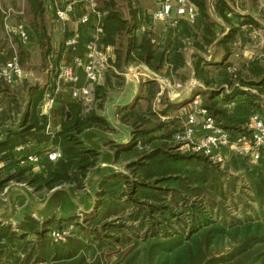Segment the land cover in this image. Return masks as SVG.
<instances>
[{"label": "trees", "instance_id": "1", "mask_svg": "<svg viewBox=\"0 0 264 264\" xmlns=\"http://www.w3.org/2000/svg\"><path fill=\"white\" fill-rule=\"evenodd\" d=\"M28 1L32 18L46 10L42 0ZM189 1L197 8L195 21L192 25L179 21L175 28L167 30L169 34H165L167 39L161 45L162 37L155 32H138L141 21L137 24L135 14L132 20L126 19L114 0H103L98 8L104 13L99 47H113L115 37L121 36L124 63L141 64L156 73L166 69V76L170 77L186 68L185 41L190 42L194 49L192 73L197 82L210 87L215 83L212 75L220 76L218 88L195 96L202 95V106L230 140L236 141L248 133L251 117L263 111L264 59L252 58L244 67L246 74L238 77L236 84L240 85L234 87L230 75L221 68L231 55L238 29L230 27L219 38L217 32L221 29L207 0ZM231 1L213 0V16L228 23L230 13L241 19V25L251 24L248 17L232 11ZM48 8L54 15L51 2ZM72 30L73 27L69 31L64 29L56 64L61 61L64 42ZM45 33L43 26L42 48L47 46ZM214 42L216 51L222 52L221 61L207 63L203 54ZM49 50L47 47V56ZM58 74L59 70L57 78ZM111 77L119 79L111 70L103 84L95 87V106L88 114L82 113L78 102H66L61 109L68 115L63 114L60 130L49 135L45 133L48 119L39 111L45 89L27 88V104L18 130L9 131L0 142V163L4 164L0 168V191L10 182L25 184L34 192H49L62 185L83 190L100 153L88 148L81 136L87 130H113L102 115ZM185 79L181 81L184 83ZM142 85V93L133 103L115 109L117 122L131 135L130 142L105 143L113 154L114 165L124 161L125 172H110L99 179L94 210L80 220L53 218L40 224L25 215L15 227L0 224V264H264L263 149L256 163L233 154L223 167L202 156L181 154L170 142L175 129H166L169 121L161 118L192 99L180 104L163 99L156 112V84L145 81ZM223 85L228 86L229 93H225ZM230 104L232 108L227 107ZM27 144L58 148L61 157L56 162L44 158L41 171L34 174L31 168L19 165L23 156L15 153L17 146ZM240 182L249 184L253 197L242 189ZM69 224L74 230L64 242L50 239L51 231Z\"/></svg>", "mask_w": 264, "mask_h": 264}, {"label": "built area", "instance_id": "2", "mask_svg": "<svg viewBox=\"0 0 264 264\" xmlns=\"http://www.w3.org/2000/svg\"><path fill=\"white\" fill-rule=\"evenodd\" d=\"M50 2L57 21L71 24L73 30L72 35L64 42L65 51L61 59L56 88L53 92L44 94L39 106L40 114L48 119L47 129L53 125L59 128L55 119L61 109L56 108L55 104L61 95L64 97V103L78 102L83 114L91 112L95 106V87L99 85L103 74L111 69L110 47H99L100 37L103 34L101 19L104 13L98 10L96 1L50 0ZM153 5L149 25L139 26V33L153 31L155 24L162 25L166 30L175 28L179 21L191 24L197 16V8L189 0H153ZM209 9L212 12V7ZM18 13L13 9L3 12L2 28L8 40L16 39L26 45L33 41V34L23 23L14 21V15ZM211 15L213 16L212 13ZM261 33V30L253 29L251 37L255 38ZM214 44L215 42L207 48V53L203 56L205 62L213 61ZM190 51L193 53V49ZM242 56L250 59L251 50L243 48ZM222 69L233 77L238 73L237 69L227 62L224 63ZM140 75L159 84L157 97L166 93L171 101L179 99L185 90L190 91L194 85L203 88L198 82L192 81L184 87L177 85L178 91L174 92L170 91L171 86L167 80L159 77L157 73L142 69ZM23 79L24 74L16 55L0 67V80L9 87L17 85ZM234 87H238V84L235 83ZM223 88L226 89V93H229L226 86ZM156 101L158 102V99ZM188 106V110L183 113L180 125L170 139L178 152L202 156L220 165L227 162L233 154L249 155L254 160L258 159L259 150L264 149V107L262 112L251 117L247 127L248 133L240 136L236 141H231L229 135L202 106L199 96H194ZM227 107L232 108L233 104ZM137 147L141 149L139 143ZM15 151L23 153L22 160L25 163L38 164L39 158L33 144L19 145ZM46 157L49 161L55 162L61 157V152L60 150L47 151ZM72 229L73 226L53 230L49 237L55 243L64 242L70 236Z\"/></svg>", "mask_w": 264, "mask_h": 264}, {"label": "rangeland", "instance_id": "3", "mask_svg": "<svg viewBox=\"0 0 264 264\" xmlns=\"http://www.w3.org/2000/svg\"><path fill=\"white\" fill-rule=\"evenodd\" d=\"M95 1L97 3L98 8H101L103 5V0H95ZM114 1L117 4V8H119L122 11L123 16L126 19L132 20L131 16L135 14L136 20H138L137 24L141 21L139 26H142L144 24L149 25L148 24L149 16L154 9L153 0H128V2H126L125 0H114ZM212 1L213 0H207V4H208L209 8L212 7ZM235 2H236V0H232L231 2H229V6L234 7V10H232V11L235 14H237L238 16H242L241 15L242 5H241V7L239 6V8L236 9L235 8V6H236ZM29 8H30V3L28 0H0V20H2L3 12H5L8 9H13L16 12H19L18 15H14V21L23 23L27 28H29V30H31L32 33L34 32L36 35V39H35V36H33L32 42H30L26 45H23L20 42H18L16 39L8 40L6 38L3 30H2V24H0V67L4 63H6L8 60H10L14 55H16L18 63H19V65L23 71V74H24V79L21 82L17 83V85H15L13 87H9L2 80H0V89H1V92H0V142L5 140L9 131L18 130L20 120L22 117V113L24 112V110L26 108V104H27L26 101L28 99V96H27V88L28 87L39 86L40 88H44L45 89L44 94L46 92L51 93V91L56 88V84H57L56 73L58 72V70L61 66V61L59 62V64H56V57L55 56H56V53L58 52L59 45L62 44L64 41V38H63L65 35L64 29L66 27L69 28V30L72 29V26H70V25H66V27H65V26H62L59 22H57L54 15L49 13L50 10H44V12H43V14H41V16H38L37 18L34 19V18H32V14L30 13ZM228 18H229L228 23H225L220 19L214 18V20L219 24V27L221 29V30H218V32H217L219 34V38L226 35L228 33V30L230 27L234 28V29H238V32H237L236 37H235L236 40L234 39L235 41L233 44L231 55L227 57V61H226L228 64L233 65L238 71V73L235 77L230 75L231 83L235 84V83H238L237 80H238L239 76L246 74L244 67L252 59V58L247 59V58L242 56V50H243V48H246L245 46L250 45L251 49H252L251 52H253L254 54L261 53L262 57L260 59H264V44H261L260 40H259L260 42L259 41L257 42L258 45L255 44L256 43L255 41L259 39V36H256L255 38L251 37V32L253 31V29L254 30H261V31H263V30L261 28H258L257 26H246V28L244 27L245 28L244 30H246V32H245L242 30L243 27L241 26V19L234 18L232 16V14L229 15ZM189 25H192V23L191 24L189 23ZM43 26L46 28V33L48 34L49 37L46 35V39H48L47 40V46L42 48L41 40L43 39L44 35L43 34L41 35V27H43ZM153 26H155L153 29V32H155L156 35H159L162 37V40H160L161 45L164 44L163 42L167 39V37L165 36L167 30L164 29L162 27V25H160V24H155ZM235 26H238V27H235ZM167 34H169V32ZM47 47H49V49H50L49 50L50 55H48V56L46 55V48ZM192 49L193 48H192L190 42L185 41L184 54H185L186 68L184 70H180L176 73H172L170 77L166 76V72H167L166 69H163L161 72L157 73V75L159 77H161L164 80H167V82L169 83V86H171L170 91H174V92L178 91L177 85H181L182 87H184L185 85H188V83L190 84V82H192V81L197 82L195 77L192 75L191 59H192V55L194 54V49H193V53L190 51ZM110 55H111V60H110L111 69H108L105 72V74H103V77L101 78L100 84H103V82L105 80V76L111 70L116 75L119 76V79H115V78L111 77V88L109 89V92L107 95V101L104 105V108L106 107V105H113L112 107L109 108V112L106 115L108 117L112 116V112H115V109L118 106H120V104L124 105V104L133 103L136 99V96L139 93H142V90H143L142 83L143 82H145V81L154 82L156 84V89L158 92L160 89L159 84L157 82L151 81L149 79H145L142 75H140L142 73V69L148 70L150 72H153V71L147 69L146 67H144L141 64H136V63H132V62L126 64L123 62V41H122L121 36L115 37V44L113 47H110ZM203 56H205V55L203 54ZM214 56H215V58L220 59L222 57V52H220L219 50L216 51V49H215V51H213V57ZM1 59H3L2 62H1ZM207 63H211V61L207 62ZM131 70L133 71V73H135V74H133L134 76H132L131 73L129 72ZM209 70L213 71L212 68H210ZM136 72H138L139 74L138 73L136 74ZM220 72L221 71L219 70V73ZM154 73H156V72H154ZM216 76L217 77L212 75V79L215 80V83L213 85H210V87H204L203 86V88H198L196 85H194V87L191 88L190 91L185 90L183 95L179 99H176L173 101L168 99L166 93L160 95L159 97H157V94H156L155 99L153 101V110H155L157 112L158 110L161 109V107L159 105H160L161 100H163V99H164L163 101H166L168 99V102H170V103H176V102L178 103V101L180 100L179 101V104H180V102L182 103V102L190 101L192 99V97H194L196 94H201L203 92H209L211 89L218 88L220 85V83H218V77H220V76H218L217 73H216ZM183 77L186 78L184 83L181 81ZM199 84H201V83H199ZM223 86H226V88L228 90H230L227 85H223ZM203 89H205V90H203ZM243 89L246 91L249 90L248 88H243ZM225 91H226V89H225ZM251 92L255 93L254 90H251ZM43 97H44V95H43ZM199 98H200V100H202V95L199 96ZM156 99H158V102L156 101ZM41 102H42V100H41ZM41 102H40V104H41ZM40 104H39V106H40ZM188 105L189 104H186L185 106L181 107V104H180V106L178 108H176L173 112H171L167 117L161 118V121H164V122L169 121L168 128H166V129L173 131L174 129H176L180 125V122L183 118V113L186 110H188V108H189ZM143 106H145V104ZM143 108H145V107H143ZM39 111H40V109H39ZM16 112H18V113H16ZM63 114L68 115V113L65 109H61L59 111L58 115L56 116L55 120L57 121V124H60V122L63 118ZM54 118H55V116H54ZM113 119H115V118H113ZM115 127H116V129H113L111 131H101V133H103L104 136L106 138H108V139H106L107 142H109V139H110V142L116 143L113 140L121 141L125 138V135L127 134L126 130L128 131V129L120 127V125L118 127L117 126H115ZM58 130H60V127L55 128V127L51 126L49 129L45 128V133L49 135V134L55 133V131H58ZM87 131H89V130H87ZM87 131H85V133ZM85 133L83 135H85ZM83 135L81 136V139L84 142ZM117 144H119V143H117ZM35 150H36L35 151L36 155L39 158L38 164L31 165V164L25 163L22 160L19 162V165L22 167L26 166L28 168H31V172H33L34 174H38L41 171V167H42L40 165V162H42V160L44 158H47L46 152L47 151H53V150H59V149L56 148V149L52 150V148H50L49 146L45 147L42 144L38 147H35ZM260 150H262V149H260ZM260 150H259L258 154H260ZM263 151H264V149H263ZM15 153L17 155L20 154L21 157L23 156V153H21V152L17 153L15 151ZM243 156L248 157L252 163H256L257 160L259 159V157H258L257 160H254L249 155H243ZM3 165H4L3 163H0V168ZM223 165H221V166L223 167ZM112 171L124 173L125 172L124 161H120L118 164L114 165V169ZM231 174L235 175V173H231ZM236 176H237V174H236ZM85 182H86V180L84 181L83 190L86 188ZM242 182H243V180H242ZM242 182H240L241 185H243L242 189L244 191H246L247 193H249L250 196L253 197V193L250 192L249 184L244 182L245 183V186H244V183H242ZM13 185H15V186L16 185L17 186L18 185L26 186V188H28V190H29L28 195H23V193L20 196H14V194L10 195L11 200L13 199V202L16 203V204L14 203L15 207H14L13 215H15V216H14L13 221H12L15 223V226H16L22 220L23 216L29 215L32 217V214H33V213H31L32 211H29V210H24L19 215L16 214V213H19V211L22 210L24 207V204L22 203L23 201H21V199L26 200V199H32V197H34L32 203L38 202L39 200L37 201V197H35L37 195V193H38V196L43 197L48 192L47 191L34 192L31 188H29L25 184L10 182L7 186H5L3 188V190L0 191V200L1 201L5 200L4 195L6 193L7 188L10 186H13ZM62 186H64V185H62ZM80 191H82V190H80ZM79 194H83V192H80ZM78 199L80 200V197H78L76 195L68 194V198H64V202L61 203V204H66V202H67V204H70L71 206L73 205V207H75V210L72 214V217H68L67 219L78 218L80 220L84 215H86V214H82L80 210H77L78 207H82L81 205H78L76 203L78 201ZM19 208H20V210H19ZM70 208L71 207H68V209H70ZM15 210H16V212H15ZM49 210L50 209H48V211H47L49 213L45 216L48 218L44 217L45 221L39 222L40 224H42L46 221H49L53 218H55L56 220L65 219L62 217L61 218L58 217L60 215V211H57V212L54 211V212L50 213ZM3 225H7V224H3ZM7 226H13V225H7ZM15 226H13V227H15ZM69 226H73V225L69 224V225L63 227L62 229H65ZM56 230H59V229H56ZM73 230H74V226H73L72 231ZM72 231H71V233H72ZM71 233H70V235H71Z\"/></svg>", "mask_w": 264, "mask_h": 264}, {"label": "crops", "instance_id": "4", "mask_svg": "<svg viewBox=\"0 0 264 264\" xmlns=\"http://www.w3.org/2000/svg\"><path fill=\"white\" fill-rule=\"evenodd\" d=\"M42 1H43V6L45 7V9L49 10L48 7L50 4V0H42ZM235 5H236L235 6L236 9L239 8V6L241 7V5H242L241 15L248 17L250 20L249 22L251 23V24L241 25L243 27L242 30L246 32V30H244L246 28V26H257L258 28H261L263 31L260 34L259 39L255 41L256 42L255 44H257V42L259 40L261 41V42L259 41L261 44H264L263 43L264 42V0H236ZM230 8L232 10H234L233 6H230ZM210 12H211V10H210ZM212 17L217 19L215 16H212ZM235 27H237V26H235ZM68 30H69V28H68ZM33 36H35V34H33ZM35 39H36V36H35ZM245 47L249 50H252L250 45L249 46L247 45ZM214 51H215V48H214ZM261 57H262L261 53L254 54L252 52L251 58H261ZM61 59H62V57H61ZM220 61H221V58L217 59V58H215V56L213 57V62H220ZM129 72L131 73L132 76H134L133 74H135V73H133L132 70ZM99 84H100V82H99ZM225 93H226V91H225ZM63 98L64 97L61 95V98L58 101H56V104H55L56 108L61 109V107L65 104L64 103L65 100ZM179 101H178V103H179ZM124 105H126V104H124ZM124 105L120 104V106H124ZM112 106L113 105H106V107L104 108V110L102 112V115L107 120V122L110 124L112 129H116L115 126L118 127L119 123L117 122V120H115L116 119L115 112H112V116H111L112 118L106 116L107 113L109 112V108ZM113 118H115V119H113ZM55 126L56 125H53V127H55ZM126 133L127 134L125 135V138L123 140H121V141L113 140V141H115L116 143H119V144H127L130 141L131 135L127 130H126ZM106 139H108V138H106L103 133L96 131V130H89L85 133V135H83L84 144L88 148L95 149L96 151H98L100 153V158H99L98 164L89 173V175L86 179V182H85L86 188L84 190L77 191L71 185H64V186L57 187L59 189H57L55 192H52V191L48 192L43 197L38 196V193H37V195L35 197H37V201L39 200L40 202L39 201L33 202L34 203L33 204L32 201H33L34 197H32V199H26V200L21 199V201H23L22 203L24 204V207L22 210H20V208H19L20 211H19V213H16V214L19 215L22 213V211L29 210V211H32L31 213H33L39 219H43L49 213V212H47L48 209H50L49 210L50 213L54 212V211H56V212L60 211V215L58 217L59 218L62 217V218L67 219L68 217H72V214L75 210V207H73V205L71 206L70 204H67V202H66V204H61L62 202H64V198H68V194L76 195V196L80 197V200L78 199V201L76 203L78 205H81L82 207H78L77 210H79V208H82L86 211H89L91 209V207L93 206V204L95 205V191H96V187H97V183H98L99 179L101 177H103L104 175L110 173V172H114V171H112L114 169V158H113L112 152L105 147V143L107 142ZM109 141H110V139H109ZM80 192H83V194H79ZM11 195H13V194L11 193ZM16 195L19 196L20 194L14 193V196H16ZM68 207H71V208L68 209ZM14 216L15 215H13V209L8 204L0 203V218H10L13 221ZM45 218H48V217H45Z\"/></svg>", "mask_w": 264, "mask_h": 264}, {"label": "water", "instance_id": "5", "mask_svg": "<svg viewBox=\"0 0 264 264\" xmlns=\"http://www.w3.org/2000/svg\"><path fill=\"white\" fill-rule=\"evenodd\" d=\"M69 117V116H68ZM57 189H59V188H55V189H53V190H51L52 192H55ZM24 191V192H23ZM12 194H14V193H17V194H20V195H22V193H23V195H28V192H29V190H28V188H26V186H22V185H13V186H10V187H8L7 188V190H6V193H5V195H4V198H5V200L4 201H1L0 203H2V204H8L12 209H13V211H14V207H15V202H13V199L11 200V198H10V195H11V193ZM10 193V194H9ZM19 195V196H20ZM17 196V195H16ZM25 197V196H24ZM17 201V200H16ZM15 203V204H14ZM16 209V208H15ZM93 209H94V204H93V206L91 207V209L89 210V211H86V210H84V209H82V208H79V210L81 211V213L82 214H89V213H91L92 211H93ZM15 212H16V210H15ZM32 218L33 219H35L36 221H38V222H43V221H45V219L43 218L42 220L41 219H39L38 217H36L34 214H32ZM0 224H7V225H13V226H15V223L14 222H12V220L10 219V218H0Z\"/></svg>", "mask_w": 264, "mask_h": 264}]
</instances>
